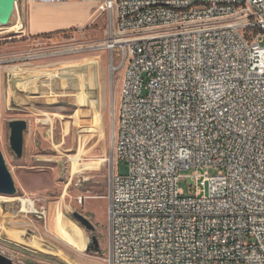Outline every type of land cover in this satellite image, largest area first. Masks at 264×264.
Returning <instances> with one entry per match:
<instances>
[{
    "label": "built area",
    "instance_id": "2783aa9c",
    "mask_svg": "<svg viewBox=\"0 0 264 264\" xmlns=\"http://www.w3.org/2000/svg\"><path fill=\"white\" fill-rule=\"evenodd\" d=\"M81 1L123 67L110 264H264V0Z\"/></svg>",
    "mask_w": 264,
    "mask_h": 264
},
{
    "label": "rangeland",
    "instance_id": "374dc122",
    "mask_svg": "<svg viewBox=\"0 0 264 264\" xmlns=\"http://www.w3.org/2000/svg\"><path fill=\"white\" fill-rule=\"evenodd\" d=\"M75 2L42 8L50 3L15 0L10 19L0 21V149L17 188L15 196L0 194V253L15 264H110L109 193L117 167L110 159L123 67L120 51L109 48L110 16ZM14 120L28 124L21 157L10 144ZM119 167L127 172L124 162ZM189 184L190 177L179 183L186 194ZM24 197L37 212L21 211ZM92 236L99 250L86 249Z\"/></svg>",
    "mask_w": 264,
    "mask_h": 264
},
{
    "label": "water",
    "instance_id": "95a60500",
    "mask_svg": "<svg viewBox=\"0 0 264 264\" xmlns=\"http://www.w3.org/2000/svg\"><path fill=\"white\" fill-rule=\"evenodd\" d=\"M15 0H0V21L7 22L14 11ZM114 67L111 68V79L113 80ZM27 122L25 120H14L10 122L11 134L10 144L11 148L17 154L18 157L23 155L24 148V131L27 128ZM114 160L112 153L111 163ZM17 193L16 184L14 178L5 162L3 153L0 149V194L7 196H15ZM74 218L88 231L95 232L96 227L84 214L75 211L73 212ZM88 251L99 250V242L96 236H92L91 243L86 248ZM0 264H15L14 261L0 253Z\"/></svg>",
    "mask_w": 264,
    "mask_h": 264
},
{
    "label": "bare ground",
    "instance_id": "6f19581e",
    "mask_svg": "<svg viewBox=\"0 0 264 264\" xmlns=\"http://www.w3.org/2000/svg\"><path fill=\"white\" fill-rule=\"evenodd\" d=\"M34 1V0H32ZM17 26V25H16ZM115 70V68H114ZM90 78V77H89ZM79 166V165H78ZM30 197V196H29ZM21 202H22V210L23 212H27V213H34V212H37V209H36V204L35 202L31 199V198H27V197H24V198H21ZM12 215L16 216L17 213L14 212ZM4 216V215H3ZM11 216V215H10ZM0 217H2V213L0 212ZM67 235V234H66ZM71 264V263H70Z\"/></svg>",
    "mask_w": 264,
    "mask_h": 264
},
{
    "label": "crops",
    "instance_id": "0c3cea01",
    "mask_svg": "<svg viewBox=\"0 0 264 264\" xmlns=\"http://www.w3.org/2000/svg\"><path fill=\"white\" fill-rule=\"evenodd\" d=\"M78 4L79 3L75 2V0H70L67 2L50 3V4L42 5V8H70V7H74L75 5H78ZM83 4H88V2H83ZM35 8H37V7H35Z\"/></svg>",
    "mask_w": 264,
    "mask_h": 264
}]
</instances>
